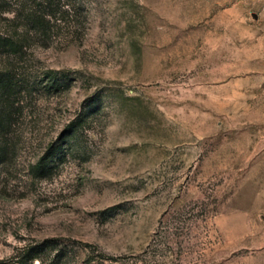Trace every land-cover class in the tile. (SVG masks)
Listing matches in <instances>:
<instances>
[{
  "label": "rangeland",
  "instance_id": "obj_1",
  "mask_svg": "<svg viewBox=\"0 0 264 264\" xmlns=\"http://www.w3.org/2000/svg\"><path fill=\"white\" fill-rule=\"evenodd\" d=\"M52 1L0 0V264H264V0Z\"/></svg>",
  "mask_w": 264,
  "mask_h": 264
},
{
  "label": "trees",
  "instance_id": "obj_2",
  "mask_svg": "<svg viewBox=\"0 0 264 264\" xmlns=\"http://www.w3.org/2000/svg\"><path fill=\"white\" fill-rule=\"evenodd\" d=\"M60 10V11H59ZM60 12V15H63L66 10H63L62 7L58 9L54 7L52 0H41V2L36 6H24V13L23 17H25L28 22L32 26H35L38 30L45 33L47 32L48 28H50V23L52 17H56V12ZM25 39L18 35V33L14 32H4L3 29L0 27V50L12 51L14 53H18L24 48ZM11 78V77H10ZM8 81L10 79L8 78ZM72 125L67 126V130H70ZM54 150L48 152L45 156L41 157L40 160L36 163L34 168L36 170H41L47 163V158L50 154H53ZM1 156V153H0ZM29 254H25L24 256H19L17 259L18 264H34V259L38 256L35 253L36 249L31 248L29 249ZM2 262V261H1ZM42 260V264H43Z\"/></svg>",
  "mask_w": 264,
  "mask_h": 264
}]
</instances>
